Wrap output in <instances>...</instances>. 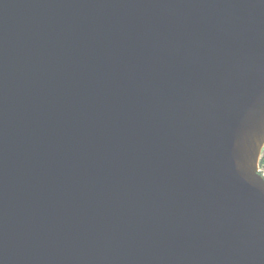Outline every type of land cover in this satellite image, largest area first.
Segmentation results:
<instances>
[{
    "label": "water",
    "instance_id": "95a60500",
    "mask_svg": "<svg viewBox=\"0 0 264 264\" xmlns=\"http://www.w3.org/2000/svg\"><path fill=\"white\" fill-rule=\"evenodd\" d=\"M264 0H0V264H264Z\"/></svg>",
    "mask_w": 264,
    "mask_h": 264
},
{
    "label": "built area",
    "instance_id": "2783aa9c",
    "mask_svg": "<svg viewBox=\"0 0 264 264\" xmlns=\"http://www.w3.org/2000/svg\"><path fill=\"white\" fill-rule=\"evenodd\" d=\"M263 152H264V149H263ZM263 154H261V158H260V161H259V164H258V170L257 171H258V174L264 180V164H262V162H261L262 161Z\"/></svg>",
    "mask_w": 264,
    "mask_h": 264
},
{
    "label": "trees",
    "instance_id": "16d2710c",
    "mask_svg": "<svg viewBox=\"0 0 264 264\" xmlns=\"http://www.w3.org/2000/svg\"><path fill=\"white\" fill-rule=\"evenodd\" d=\"M261 162H262V164H264V155H263V157H262V161H261Z\"/></svg>",
    "mask_w": 264,
    "mask_h": 264
},
{
    "label": "rangeland",
    "instance_id": "374dc122",
    "mask_svg": "<svg viewBox=\"0 0 264 264\" xmlns=\"http://www.w3.org/2000/svg\"><path fill=\"white\" fill-rule=\"evenodd\" d=\"M264 152H262V154H263ZM264 155V154H263Z\"/></svg>",
    "mask_w": 264,
    "mask_h": 264
}]
</instances>
